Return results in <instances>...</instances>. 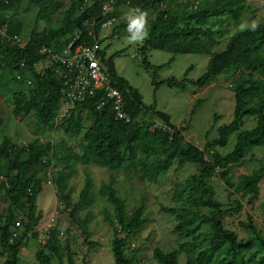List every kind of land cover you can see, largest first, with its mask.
<instances>
[{"label":"trees","instance_id":"1","mask_svg":"<svg viewBox=\"0 0 264 264\" xmlns=\"http://www.w3.org/2000/svg\"><path fill=\"white\" fill-rule=\"evenodd\" d=\"M68 1L70 7L60 25L37 32L30 30L23 19H9L10 15L33 5L38 8L36 21L51 18L62 10L63 0H0V92L5 90L10 94L15 113L35 114L40 128H48L50 133L61 130L77 143L74 146L63 141L56 145L48 139L20 148L6 135L0 141V178H3L0 189L8 200V205L0 212L2 264H19L21 249L26 247L29 236L44 218L37 204L43 188L41 175L52 176L70 222L90 241L89 224L95 218L91 208L96 191L92 178L87 176L79 199L73 201L70 179L79 164L122 171L129 177L151 183H158L175 167L176 175L170 179V184L180 206H171L165 211L174 217L173 231L184 241L179 242V250L155 248L153 258L158 264H179L180 252L186 255L185 264H264L261 231L251 216L247 222H240L248 237L240 238L227 228L226 219L240 215L244 206L239 200L222 203L211 184L218 175L217 168H221L224 171L219 176L228 189L249 195L251 202L261 193L264 164L252 174L241 176L238 184L230 179L229 170L243 163L252 149L264 146V18L237 31L223 50H215L217 38L224 32L216 26L221 27L226 20L241 24L250 8L248 0H115L110 13L103 10L109 0ZM125 8L133 13L126 21H121ZM151 11L155 15L149 18ZM141 13L147 15L146 35L140 51L145 68L153 71L156 89L158 84L182 90L189 85L204 88L219 75L234 68L240 70L242 78L234 88L233 120L218 127V137L208 141L203 149L185 140L187 128L175 126L169 114L158 111L156 105L144 104L140 91L118 74L113 57L105 63L111 84L122 93L128 118H118L111 103L99 109L101 93L77 103L68 115L60 117L62 79L50 64L49 54L41 50L47 47L59 52L77 33L80 35L78 43L94 45L109 19H115L113 33L125 34L134 28L133 22ZM15 36L20 42L13 40ZM149 50L210 56L207 71L198 80L171 77L158 83L156 75L163 66L151 65L146 56ZM45 62L48 66L39 70ZM200 105L201 101L195 104L192 117ZM143 113L152 114L163 125L154 129L140 125L138 118ZM247 117L257 118L256 126L242 131L234 149L222 156L216 149L228 145L230 136L241 130ZM186 164H194L198 170L181 181L178 174ZM98 195L113 208V214L105 211L104 218L115 227L111 243L115 264H137V252L130 250L128 242L147 223L144 204L128 216L126 202L119 194L114 177L101 184ZM203 208L211 210L212 214H204ZM21 213L24 221L20 220ZM60 234L58 226L50 230L45 244L36 253L38 264H52L54 258L60 264H66L65 260L67 264H75L73 253L68 246L64 247ZM89 245L96 247L93 243Z\"/></svg>","mask_w":264,"mask_h":264},{"label":"rangeland","instance_id":"2","mask_svg":"<svg viewBox=\"0 0 264 264\" xmlns=\"http://www.w3.org/2000/svg\"><path fill=\"white\" fill-rule=\"evenodd\" d=\"M63 2L62 10L55 13L51 18H42L36 21L35 15L38 8L28 5L26 9L23 8L14 12L9 19H23L30 30L35 29L37 32H42L51 27L56 28L70 7L68 0H63ZM248 5L250 8L244 14L241 24H236L233 20H226L221 27L216 26L224 32L222 31V34L218 36L215 50H223L230 37L237 31L263 20L264 0H248ZM132 13V10L123 9L120 20L126 21ZM149 15V18H152L155 14L151 11ZM136 32L135 27L130 28L128 32L120 34L118 38L114 39L110 46L108 42H103L102 47L107 48L108 57H113L118 74L143 95L144 104L146 106L156 105L158 111L169 114L175 126L187 128L184 132L185 140L203 149L208 141L218 137V127L228 125L233 120L234 88L242 78L240 70L234 68L225 74H221L216 81L204 88L189 85L186 90H182L170 88L166 84H158L156 89L153 71L146 69L143 64L144 56L140 51L143 40L134 39V37L139 36ZM146 56L152 66H163L156 75V82L158 83L171 77L178 80L185 77L190 80H198L206 73L210 59V56L206 55H173L158 50H149ZM48 64L45 62L40 65L39 70L42 71ZM198 101H201V105L192 117V110ZM138 122L140 125H148L152 129L163 125L161 120L150 113L141 114ZM256 124L257 118H245L241 130L230 136L228 145L225 148H217V152L222 156L229 154L234 149L239 134L242 131L253 129ZM4 135L10 137L20 148L26 147L30 142H45L48 139L56 145L63 141L67 144H74V146L77 144L64 135L61 130L50 133L48 128H40L35 114L23 116L15 113L11 96L5 90L0 92V141ZM263 164L264 146L252 149L240 165L231 166L229 177L235 184H238L241 176L252 174ZM174 168L164 174L158 183H151L129 177L122 171H110L102 167L80 164L75 166V174L70 179L73 201L76 202L79 199L87 176L92 178L96 191L95 203L91 208L95 218L89 224V229L92 232L90 241H87L81 230L70 222L68 214L61 204L60 194L53 185L52 176L41 175L43 188L37 204L39 210L43 212L44 218L39 228L29 236L26 247L21 249L19 264H38L36 253L45 244L47 235L54 226L59 227L62 244L71 249L75 264H115L111 249V243L115 237V227L106 222L104 218V212L107 211L112 215L113 208L98 195L101 184L108 182L112 177L116 179L119 194L126 202L128 216H131L140 205L144 204L145 206L147 223L128 242L130 250L137 252V264H158L153 258L155 248H161L165 251L179 250V242L184 241L173 231L174 217L165 211V208L180 206L170 184V179L176 175ZM58 169L60 170L59 166ZM197 170L196 165L186 164L178 177L181 181H185ZM223 171L221 168H217L218 175L211 180L217 199L224 204L239 200L244 206L240 215L226 219L227 228L238 233L240 238H246L249 233L240 226V222H247L251 216L254 225L264 236V179L260 184L259 198L251 202L249 195L235 193L228 189L225 181L219 176ZM2 180L3 178H0V182ZM7 205V197L4 191L0 189V212ZM202 212L207 215L212 214L211 210L205 208L202 209ZM20 217L21 221L25 220L22 213ZM119 236L123 235L119 233ZM90 243L96 244V247H91ZM49 254L53 255L51 252ZM3 259L4 256L0 249V264H2ZM65 263L67 264V260ZM185 263L186 255L180 252L179 264ZM52 264L60 263L58 259L54 258Z\"/></svg>","mask_w":264,"mask_h":264},{"label":"built area","instance_id":"3","mask_svg":"<svg viewBox=\"0 0 264 264\" xmlns=\"http://www.w3.org/2000/svg\"><path fill=\"white\" fill-rule=\"evenodd\" d=\"M114 3L115 0L106 1L103 5L104 13H110L114 9ZM114 23L115 19H109L103 24L99 39L94 45L78 43L80 35L77 33L59 52L47 47L41 50L42 53L49 54L50 64L54 65L62 79L60 117L68 115L77 103L85 102L101 93L99 109L106 103H111L118 118H128L122 93L111 84V76L105 63L109 58L107 48L102 47L103 42H108L110 46L112 41L119 37L117 31L113 33ZM13 40L20 42L17 36ZM102 53H105V56Z\"/></svg>","mask_w":264,"mask_h":264},{"label":"clouds","instance_id":"4","mask_svg":"<svg viewBox=\"0 0 264 264\" xmlns=\"http://www.w3.org/2000/svg\"><path fill=\"white\" fill-rule=\"evenodd\" d=\"M146 15V13H141V15L133 22V26L136 28L137 33L140 34L139 36L134 37V39L142 40L146 35V31L144 30L146 23Z\"/></svg>","mask_w":264,"mask_h":264}]
</instances>
